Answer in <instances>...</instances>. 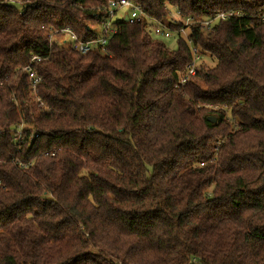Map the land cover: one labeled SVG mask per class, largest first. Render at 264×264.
I'll return each instance as SVG.
<instances>
[{
  "label": "trees",
  "instance_id": "trees-1",
  "mask_svg": "<svg viewBox=\"0 0 264 264\" xmlns=\"http://www.w3.org/2000/svg\"><path fill=\"white\" fill-rule=\"evenodd\" d=\"M106 1L0 0V264H264V0H133L168 23L247 9L193 27L216 63L184 86L181 36L121 21L112 56L50 41L97 38Z\"/></svg>",
  "mask_w": 264,
  "mask_h": 264
},
{
  "label": "built area",
  "instance_id": "built-area-1",
  "mask_svg": "<svg viewBox=\"0 0 264 264\" xmlns=\"http://www.w3.org/2000/svg\"><path fill=\"white\" fill-rule=\"evenodd\" d=\"M70 3L78 9H83V5L77 0H69ZM248 1V0H247ZM259 21L264 24V5L259 4ZM100 16L97 18V27L99 35L97 38L82 40L77 33L71 28H50L49 39L58 40L59 43L66 47H70L83 55L97 52L104 56H112V52L108 49L109 40L118 31V23H141L154 36L171 37L173 35L185 38L190 47L192 60L186 69L178 74V84L184 86L188 81L197 75L198 66L202 60V52L190 40V33L193 27H201L203 30H212L217 24L230 18H239L246 15L247 9L243 4L229 6L223 10L216 12L205 18L196 16H187L182 18L180 14L175 16L171 14L170 23L164 22L156 17L149 15L140 5L133 0H107L106 3L99 7ZM254 9V7L252 8ZM42 56H32L29 63L24 67L29 79L32 82V88L36 92L37 85L41 81L40 75L34 68L35 63L41 61ZM41 104H43L41 102ZM23 126L16 130V140L21 139ZM1 184V183H0Z\"/></svg>",
  "mask_w": 264,
  "mask_h": 264
},
{
  "label": "rangeland",
  "instance_id": "rangeland-1",
  "mask_svg": "<svg viewBox=\"0 0 264 264\" xmlns=\"http://www.w3.org/2000/svg\"><path fill=\"white\" fill-rule=\"evenodd\" d=\"M255 4V3H254ZM171 14H173V15H175V16H178V12H177V10L176 9H171ZM171 14H170V16H171ZM152 37L153 38H155V39H158V40H161V41H163V42H165V44L170 48V49H176L177 48V43H178V36H176V35H173V36H171V37H168V38H166V37H159V36H154V35H152ZM201 63H203V64H206V66H208V67H212L213 65H215V63H216V61L215 60H213V59H211L210 58V56L208 55V54H204V53H202V60H201ZM200 63V64H201ZM22 126L23 127H26L27 125H26V123L25 122H23L22 123Z\"/></svg>",
  "mask_w": 264,
  "mask_h": 264
},
{
  "label": "water",
  "instance_id": "water-1",
  "mask_svg": "<svg viewBox=\"0 0 264 264\" xmlns=\"http://www.w3.org/2000/svg\"><path fill=\"white\" fill-rule=\"evenodd\" d=\"M211 120H212V121H214V120H215V118H214V117H211Z\"/></svg>",
  "mask_w": 264,
  "mask_h": 264
}]
</instances>
